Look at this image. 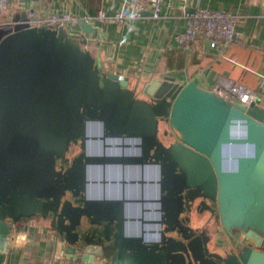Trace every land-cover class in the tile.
I'll return each mask as SVG.
<instances>
[{"label":"water","instance_id":"water-1","mask_svg":"<svg viewBox=\"0 0 264 264\" xmlns=\"http://www.w3.org/2000/svg\"><path fill=\"white\" fill-rule=\"evenodd\" d=\"M14 21L0 40V253L16 227L27 223L67 261L264 264L259 98L245 106L195 81L177 85L168 77L131 87L87 50L91 24L80 20L76 38L64 28L29 26L26 12ZM159 122L174 131L173 143L157 138ZM129 140L140 141L133 146L140 155L135 149L130 156L88 151L91 142L105 147L120 141L123 148ZM146 165L159 169V181L149 183L158 197H145L142 179L139 200L124 198V189L121 199L99 198L95 189L107 184L109 171L123 176L125 167ZM92 170L101 181L90 183ZM188 189L217 205L220 229L239 238L235 247L226 249L217 230L207 235L192 228ZM130 203L140 204L139 230H131ZM152 206L157 219L145 220Z\"/></svg>","mask_w":264,"mask_h":264},{"label":"crops","instance_id":"crops-1","mask_svg":"<svg viewBox=\"0 0 264 264\" xmlns=\"http://www.w3.org/2000/svg\"><path fill=\"white\" fill-rule=\"evenodd\" d=\"M122 0H8V9L4 14L2 23L15 24V18L21 13L34 11L40 18L50 13L59 15L69 14L71 17H95L100 9L112 14L121 6ZM189 9L208 8L223 10L235 14L237 22L235 30L238 33L236 41L225 48L212 49L210 42L200 38L181 47L174 41V34L183 31L185 20L181 17L180 0H164L162 17L152 19L150 12L143 18L128 22L123 26L110 23L92 22V34H85L87 50L97 62H102L110 71L127 77L131 87L142 88L153 78L168 77L177 85H185L195 81L199 87L212 91L213 87L221 81L241 84L256 91V97L264 106V92L259 90L260 75L264 74V8L261 0H191ZM1 21V20H0ZM72 30L81 36V28L74 24ZM110 146L103 147L102 142L95 143L94 154L130 156L129 150L133 146L121 147L120 141H108ZM124 143L128 144L129 141ZM111 148L112 152H107ZM128 150V151H126ZM146 169L144 193L146 198L155 195L154 190L148 193L150 176ZM90 183L96 179L101 181L94 172L88 174ZM124 179L125 184L121 185ZM141 179L139 166L109 171L106 174V185L93 188L102 198L121 199L124 189V198L128 200L141 198ZM112 181H116L113 184ZM131 181L136 184L132 185ZM154 189V188H153ZM93 191V193L95 192ZM156 197H158L156 195ZM146 209L149 206L144 205ZM154 206L149 212L143 214L145 220L157 219ZM139 203H130L127 216L135 218L131 230H139L141 218ZM205 217L193 216L192 228L199 231L205 229ZM151 225L147 227L149 231ZM207 228V227H206ZM238 238V237H237ZM219 242L227 244L226 249H232L236 238L230 240L224 233L217 232ZM0 264H85L83 262L67 261L59 252L54 254L52 243L38 226L27 223L16 227L10 237L9 245L4 253H0ZM99 264V263H98Z\"/></svg>","mask_w":264,"mask_h":264},{"label":"built area","instance_id":"built-area-1","mask_svg":"<svg viewBox=\"0 0 264 264\" xmlns=\"http://www.w3.org/2000/svg\"><path fill=\"white\" fill-rule=\"evenodd\" d=\"M170 3L171 0H167ZM191 0H180L181 17L185 20L183 31L174 34V41L181 47H188L190 43L205 38L210 42V47H227L238 38L235 30L237 16L227 11L214 10L208 8L189 9ZM164 0H122L120 8L108 14L100 9L95 17H83L76 19L69 14L59 15L50 13L48 16L40 18L37 13L29 11L27 17L29 26L46 25L51 28H64L73 37H78L77 32L72 30L74 24L82 20L85 24L110 23L123 26L128 22L143 18L146 12H150L152 19L162 17V5ZM8 9V0H0V16L4 15ZM0 40L11 31L13 24L0 23ZM259 90L264 92V74L260 75ZM212 91L221 97H230L241 105L248 106L256 99V91L241 84L221 81L216 84ZM87 264V263H85Z\"/></svg>","mask_w":264,"mask_h":264},{"label":"flooded vegetation","instance_id":"flooded-vegetation-1","mask_svg":"<svg viewBox=\"0 0 264 264\" xmlns=\"http://www.w3.org/2000/svg\"><path fill=\"white\" fill-rule=\"evenodd\" d=\"M95 131L92 132V134ZM157 138L160 140V142L163 145H169L171 143H173L176 140V134L174 133V131L172 129L169 128V126L167 124H165L164 122H159L158 124V134H157ZM129 143H131L130 145H127L126 143L123 144L122 146H135V145H139L140 141H134L133 140H129ZM95 145V143H91L92 145ZM96 146V145H95ZM96 148V147H95ZM72 149V145H70L68 147V151L65 153V156H67L69 154V151H71ZM116 151H119V149L114 148ZM113 148L109 149L107 152H112L114 150ZM135 149V148H134ZM134 149H130L129 152L131 153ZM128 151V150H126ZM138 152V155H140V151L139 148L135 149V153ZM91 154H94V152H91ZM163 157L162 155L160 156V158ZM59 163L56 162V169H58ZM147 166V165H146ZM148 175L150 176V181H154L155 183L159 181L160 176H159V169L156 166H152L150 165V168L148 169ZM141 172V179L139 181H141L143 179V181H145V174H146V169L143 168L142 170L140 169ZM177 174V173H176ZM178 178H176L177 181ZM153 189L148 188V193L152 192ZM186 192L188 193L187 196V205L188 208H191L192 210V214H191V218L193 216H203L205 217V229L203 230L207 235L212 234V232L214 230H217L221 233H224V235L226 237H228L230 240H233L236 238L235 241L239 240V238H237L238 236L236 235V233L234 234V236L232 238H230L222 229H220V225L218 224L217 220H216V214H217V205L213 203V201H210V199H205L200 197V191L195 190V189H188L186 190ZM185 195V193H184ZM153 198H156V194L153 196ZM157 217V216H156ZM207 227V228H206ZM233 246H236V243L233 244Z\"/></svg>","mask_w":264,"mask_h":264},{"label":"rangeland","instance_id":"rangeland-1","mask_svg":"<svg viewBox=\"0 0 264 264\" xmlns=\"http://www.w3.org/2000/svg\"><path fill=\"white\" fill-rule=\"evenodd\" d=\"M4 18V15H1L0 16V23H2V19ZM0 26H1V24H0ZM4 31V30H3ZM3 31H0V35L2 34V33H4ZM91 146H88V149H89V151L90 152H94L95 150H96V148H95V145H92V147L90 148Z\"/></svg>","mask_w":264,"mask_h":264},{"label":"bare ground","instance_id":"bare-ground-1","mask_svg":"<svg viewBox=\"0 0 264 264\" xmlns=\"http://www.w3.org/2000/svg\"><path fill=\"white\" fill-rule=\"evenodd\" d=\"M93 131H95V128H94V126H91L90 128H89V132L90 133H92ZM91 143H94V142H91ZM91 143L88 145V146H91ZM94 145V144H93ZM92 147V146H91ZM90 147V148H91ZM88 151H89V149H88ZM90 152V151H89ZM90 154H91V152H90ZM90 173L92 174L93 173V170L92 171H90Z\"/></svg>","mask_w":264,"mask_h":264}]
</instances>
